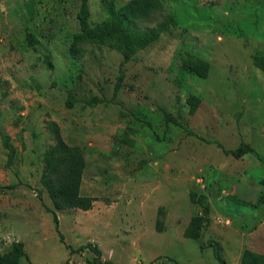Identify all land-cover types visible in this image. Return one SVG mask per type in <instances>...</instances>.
<instances>
[{
  "label": "rangeland",
  "instance_id": "1",
  "mask_svg": "<svg viewBox=\"0 0 264 264\" xmlns=\"http://www.w3.org/2000/svg\"><path fill=\"white\" fill-rule=\"evenodd\" d=\"M159 1L134 22L170 15L156 39L72 57L79 0H0V253L19 240L34 264H88L77 247L93 243L110 264H216L211 241L224 264L264 255V204L245 203L264 189V0ZM87 3L90 25L105 19ZM53 127L83 155L79 208L54 209L39 181Z\"/></svg>",
  "mask_w": 264,
  "mask_h": 264
},
{
  "label": "trees",
  "instance_id": "2",
  "mask_svg": "<svg viewBox=\"0 0 264 264\" xmlns=\"http://www.w3.org/2000/svg\"><path fill=\"white\" fill-rule=\"evenodd\" d=\"M100 3L105 13V19L90 25L88 22L89 10L87 0H79L75 13L77 29L72 34L68 48L72 57H78L83 52L82 46L84 43L109 41L116 37H122L124 53L126 54L130 48V42L143 46L147 42L156 39L168 25L174 23L173 18L167 14L163 19L149 27L139 28L134 25L135 21L148 19L152 13L160 12L163 7L159 0H128L123 6L118 8L114 7V0H100ZM252 60L255 66L264 71V60L260 55L254 54ZM52 130L54 132V142L49 144L44 150L39 177L40 184L46 191L54 209L79 208L78 193L84 165L82 152L78 146L69 145L64 142L55 127ZM0 135L4 146L8 149L6 162L9 163L12 149L8 143V135L2 132H0ZM222 150L225 153H235L241 150H249V147L240 142L233 149ZM5 187L7 189L15 188L16 184H7ZM40 192L41 190L38 189L36 194L38 198H40ZM232 197L230 195L226 198L232 201ZM198 202L205 216L207 212L205 195H200ZM245 203L255 208L264 204V189L261 188L252 200H248ZM49 211L58 241L65 248L71 250V247L63 242V235L58 229V221L54 211L50 209ZM203 220H206V218L201 217L194 221L196 229L195 238L198 237L205 225L206 221ZM207 243L211 246L213 256L217 262L216 264H224L217 245L211 241ZM201 247L202 245L200 244L199 248ZM85 248L94 254L91 259L86 260L88 264H110L107 261L100 260L101 252L96 244L85 243L77 247L78 250ZM20 258H24L28 264H34L29 261L23 249V243L19 240H14L0 253V264H18ZM243 264H264V255L247 253L244 256Z\"/></svg>",
  "mask_w": 264,
  "mask_h": 264
}]
</instances>
